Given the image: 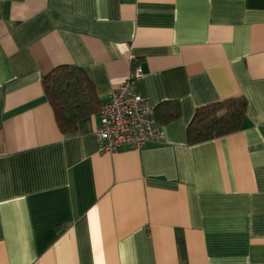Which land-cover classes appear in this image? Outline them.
<instances>
[{"label": "crops", "instance_id": "crops-1", "mask_svg": "<svg viewBox=\"0 0 264 264\" xmlns=\"http://www.w3.org/2000/svg\"><path fill=\"white\" fill-rule=\"evenodd\" d=\"M82 67L99 105L128 73L164 141L97 150L42 78ZM243 96L237 131L190 144L196 109ZM0 264H264V0H0Z\"/></svg>", "mask_w": 264, "mask_h": 264}, {"label": "trees", "instance_id": "trees-1", "mask_svg": "<svg viewBox=\"0 0 264 264\" xmlns=\"http://www.w3.org/2000/svg\"><path fill=\"white\" fill-rule=\"evenodd\" d=\"M42 83L63 132L70 130L77 120L98 112L99 101L93 82L82 67L57 66L43 76ZM154 109L158 123L170 122L180 114L176 100H165ZM245 113L246 100L243 96L198 107L186 128L188 143L194 144L237 131Z\"/></svg>", "mask_w": 264, "mask_h": 264}, {"label": "built area", "instance_id": "built-area-1", "mask_svg": "<svg viewBox=\"0 0 264 264\" xmlns=\"http://www.w3.org/2000/svg\"><path fill=\"white\" fill-rule=\"evenodd\" d=\"M143 74L133 68L125 80L109 93L98 109L95 129L97 150L113 154L123 148L141 149L147 142L164 141L165 131L155 118V107L131 91L132 81Z\"/></svg>", "mask_w": 264, "mask_h": 264}]
</instances>
